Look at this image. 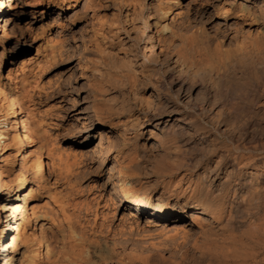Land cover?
I'll return each instance as SVG.
<instances>
[{"label": "bare ground", "instance_id": "bare-ground-1", "mask_svg": "<svg viewBox=\"0 0 264 264\" xmlns=\"http://www.w3.org/2000/svg\"><path fill=\"white\" fill-rule=\"evenodd\" d=\"M98 3L77 54L89 70V113L108 132L113 189L107 199L96 191L108 209L99 195L85 206L77 176L54 212L31 206L52 184L43 132L16 88L0 84V154L15 147L34 182L22 205L27 174L7 181L0 168V264H264V0ZM198 4L210 13L193 19ZM6 28L3 50L24 33L18 20ZM54 164L64 169L62 158ZM120 197L156 227L140 230L137 218L114 226ZM80 206L94 223L78 218ZM34 220L40 232L27 231Z\"/></svg>", "mask_w": 264, "mask_h": 264}, {"label": "rangeland", "instance_id": "rangeland-1", "mask_svg": "<svg viewBox=\"0 0 264 264\" xmlns=\"http://www.w3.org/2000/svg\"><path fill=\"white\" fill-rule=\"evenodd\" d=\"M49 1L35 5L31 0H0V34H4L6 27L13 25L15 20L19 21L24 32L20 42L7 44L8 49L3 50L0 44V84L16 88L25 103V115L32 112L42 129L47 174L52 184L42 189V194L32 200L31 206L37 204L44 209H53L54 212L60 200L70 190L71 178L78 177L80 197L86 199L87 206L88 202L94 200L101 192H105L107 199L113 189L115 174L113 160L108 157V132L103 125L97 124L89 113L90 88L88 78L84 74L89 70L79 60L80 54H77L85 42L92 39V28L97 22L95 14L100 8V0H94L98 2L93 1L92 5L87 0H71L70 4L62 6ZM209 13L204 6L198 4L191 10L190 15L195 19L198 16H208ZM217 23L218 20H213L209 27ZM82 34L86 36L85 41L81 38ZM10 47L17 48L9 52ZM2 105L0 100V107ZM41 144L40 139L36 140L31 149L38 150ZM14 153L17 154L16 163L7 162V157L11 158ZM56 156L62 158L64 169L61 171L54 164ZM19 159V151L9 146L0 154V168L4 164L7 165V181H18L21 172L27 174L29 181L20 192V203L24 205V197L30 192L34 182L28 169H22ZM97 190L100 193L96 192ZM98 198L101 202L100 211L105 208L107 210L104 206V196V201L100 195ZM119 199L120 205L111 216L114 226L127 227V224L135 222L137 218L140 230L145 227L144 230L149 228L152 231L156 227H149L146 216L138 218L132 215L130 202L122 197ZM93 204L95 201L92 203V208L95 209L96 204ZM92 208L87 210L86 207H79L81 215L78 214V218L83 222L88 221L89 225L94 223ZM23 212L24 210L16 212L13 220L15 229L9 236L12 233L17 234L16 226L20 224ZM34 222L35 220L31 222L27 231L40 232ZM8 240L10 241V238H7L3 250L6 259L14 254ZM18 244L16 255L21 256L20 250L25 244L20 240Z\"/></svg>", "mask_w": 264, "mask_h": 264}]
</instances>
